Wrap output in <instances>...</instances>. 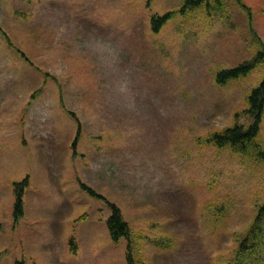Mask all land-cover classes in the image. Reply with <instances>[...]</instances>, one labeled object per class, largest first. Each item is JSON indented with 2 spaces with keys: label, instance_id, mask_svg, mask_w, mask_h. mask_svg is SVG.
<instances>
[{
  "label": "rangeland",
  "instance_id": "rangeland-1",
  "mask_svg": "<svg viewBox=\"0 0 264 264\" xmlns=\"http://www.w3.org/2000/svg\"><path fill=\"white\" fill-rule=\"evenodd\" d=\"M184 1L0 0V264H127L81 184L133 264H264V111L247 154L210 141L248 124L264 64L217 75L264 51V0Z\"/></svg>",
  "mask_w": 264,
  "mask_h": 264
},
{
  "label": "trees",
  "instance_id": "trees-1",
  "mask_svg": "<svg viewBox=\"0 0 264 264\" xmlns=\"http://www.w3.org/2000/svg\"><path fill=\"white\" fill-rule=\"evenodd\" d=\"M217 3L221 5V0H185L178 14L184 15L188 11L194 10L201 6H209L211 3ZM212 5V4H211ZM173 16V13H165L161 17H155L152 20V28L157 32L168 20ZM264 64V51L258 52L256 56L250 61L244 62L235 68L225 70L217 75V83L224 85L227 81L237 79L239 77L246 76L256 66ZM248 109L246 116L248 117V124L244 126L242 124H235L232 127L225 128L220 133L212 135L211 142L218 148L230 146L241 154H247L250 147L256 146V138L259 133L261 118L264 111V78L261 83L254 88L248 96ZM76 142H73V148H75ZM251 148V149H252ZM251 151V150H250ZM263 156V155H262ZM27 178L21 183H14V207L13 217L15 220L20 218L23 214L22 196L23 190L28 185ZM81 188L90 196L104 200V198L96 194L92 189L81 185ZM110 214L106 220V227L110 236V240L113 243H117L120 239H124L128 242L126 247V262L127 264H133L131 257V241H130V229L128 223L123 219L120 209L113 203L106 201ZM259 216L254 220V224L250 227L249 232L252 235L251 240L256 244L261 242V237L258 239L256 233L259 229L256 228V224H259L264 217V205L259 210ZM246 240V239H245ZM246 241L240 243V248H244ZM130 243V244H129Z\"/></svg>",
  "mask_w": 264,
  "mask_h": 264
},
{
  "label": "clouds",
  "instance_id": "clouds-1",
  "mask_svg": "<svg viewBox=\"0 0 264 264\" xmlns=\"http://www.w3.org/2000/svg\"><path fill=\"white\" fill-rule=\"evenodd\" d=\"M96 46H97V47H100V48H102V49H107V50H109L110 52L113 53V55H114V57H115V55H116V53H115V49H113V48L111 47L110 43L107 42V41H105L102 37L97 38V40H96Z\"/></svg>",
  "mask_w": 264,
  "mask_h": 264
}]
</instances>
